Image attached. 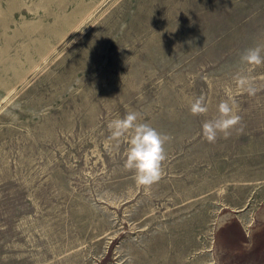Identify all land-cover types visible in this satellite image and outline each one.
Segmentation results:
<instances>
[{
  "label": "rangeland",
  "instance_id": "rangeland-1",
  "mask_svg": "<svg viewBox=\"0 0 264 264\" xmlns=\"http://www.w3.org/2000/svg\"><path fill=\"white\" fill-rule=\"evenodd\" d=\"M262 43L264 0H0V264L264 263ZM238 72L258 90L208 143ZM129 111L171 137L149 189L105 148Z\"/></svg>",
  "mask_w": 264,
  "mask_h": 264
},
{
  "label": "clouds",
  "instance_id": "clouds-1",
  "mask_svg": "<svg viewBox=\"0 0 264 264\" xmlns=\"http://www.w3.org/2000/svg\"><path fill=\"white\" fill-rule=\"evenodd\" d=\"M240 60L248 69L264 65V43L245 49ZM233 83L235 89L231 85L223 88L225 98L217 105V114L202 124L201 135L208 143H215L221 136L227 139L232 135L233 130L242 123L236 96L242 93L254 96L258 90L254 79L243 72L233 77ZM189 111L193 116L206 115L209 112L206 97L191 99ZM107 129L109 136L105 148L109 152L118 151L122 143L127 144L123 169L132 173L135 184L149 189L158 183L167 160L165 145L171 137L159 132L150 123L142 122L136 111L112 119Z\"/></svg>",
  "mask_w": 264,
  "mask_h": 264
},
{
  "label": "crops",
  "instance_id": "crops-1",
  "mask_svg": "<svg viewBox=\"0 0 264 264\" xmlns=\"http://www.w3.org/2000/svg\"><path fill=\"white\" fill-rule=\"evenodd\" d=\"M262 264H264V263L262 262Z\"/></svg>",
  "mask_w": 264,
  "mask_h": 264
}]
</instances>
